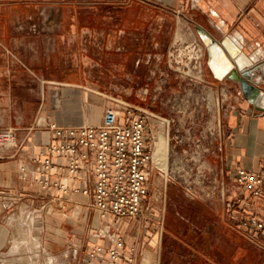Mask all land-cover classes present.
<instances>
[{"label": "crops", "instance_id": "crops-1", "mask_svg": "<svg viewBox=\"0 0 264 264\" xmlns=\"http://www.w3.org/2000/svg\"><path fill=\"white\" fill-rule=\"evenodd\" d=\"M198 24L217 38L229 35L251 59L261 63L256 83L264 90V0H0V130L15 128L17 136V145L0 144L1 233L16 225L13 218L41 217L58 208L75 213L85 227L91 226L87 217L93 210L94 217H99V231L105 228L126 236L135 229L132 217H100L91 195L41 189L37 171L46 144L54 138L47 124L98 125L108 107H122V101L97 86L104 81L97 69L99 56L105 61L99 65L108 68L106 77L127 80L136 75L143 87L162 89L156 80L167 79L170 73L158 69L159 64L171 43L180 39L202 43L205 86L222 102L227 130L222 153L213 157L209 167L241 193L233 179L236 169L256 170L264 165V112L249 103L236 81L214 77ZM154 144L149 192L153 172L161 169L156 160L164 154L166 138L157 136ZM201 201L212 210L220 232L227 231L235 241H248L252 247L256 243L264 254V233L253 237L239 224L247 213L264 217L261 200L249 210L231 209L218 196ZM71 224L73 228L76 223ZM58 231L64 240L63 227ZM206 234L204 230L198 239L209 238ZM77 241L80 239L75 237ZM151 241L158 246V233ZM83 242L92 244L89 252L105 238L102 235L96 243L85 238ZM190 243L194 247L195 242ZM134 246L137 258L140 247ZM195 246L197 250L189 252L184 264H227L212 260L208 250ZM202 254L206 259L200 261L197 258Z\"/></svg>", "mask_w": 264, "mask_h": 264}, {"label": "rangeland", "instance_id": "rangeland-1", "mask_svg": "<svg viewBox=\"0 0 264 264\" xmlns=\"http://www.w3.org/2000/svg\"><path fill=\"white\" fill-rule=\"evenodd\" d=\"M168 49L158 69L168 71L170 76L156 80L162 87L158 90H153V85L143 87L136 75L127 80L108 78L105 75L108 68L99 65L105 61L101 56L96 60L97 69L104 76V81L97 86L103 87L107 94H113L112 99L142 105L170 120L169 125L154 128L158 131V139L166 138L167 147L156 160L161 169L153 172L145 208L139 217L134 218L136 227L124 236L128 251L136 244L140 247L137 264H184L189 252L197 250V245L208 250L212 260L222 259L227 264L237 261L238 264H263L264 254L257 244L252 247L245 240L236 239V242L227 231L220 232L212 210L201 201L207 198L199 189L210 190L214 178L228 183L209 167L213 157L222 153V141L227 130L222 102L216 92L205 86V60L202 77L191 80L170 66ZM187 183L197 189L195 196L185 189ZM74 215L66 208H58L44 212L41 217L13 218L16 225L9 231L4 229L0 232V247L4 245L0 250V264H88L84 259L88 258L86 255L92 244L86 245L83 241L86 238L96 243L102 237L100 221L97 223L99 217H94L91 210L87 217L91 226L85 227L81 223L84 220ZM74 221L75 229L71 224ZM59 226L67 233L64 240L58 236ZM204 230L209 238L198 239ZM157 233L158 246L151 241ZM75 237L80 242H74ZM133 239L136 240L132 242ZM191 240L195 242L194 247L189 244ZM200 257L197 258L200 261L206 259L203 254Z\"/></svg>", "mask_w": 264, "mask_h": 264}, {"label": "built area", "instance_id": "built-area-1", "mask_svg": "<svg viewBox=\"0 0 264 264\" xmlns=\"http://www.w3.org/2000/svg\"><path fill=\"white\" fill-rule=\"evenodd\" d=\"M171 44L170 66L191 80L200 79L205 60L202 43L180 39ZM121 103L122 107H108L98 125L47 124L54 138L46 144L37 171L41 189L91 195L92 206L103 219L139 217L149 193L148 169L155 161L157 129L170 120L142 105ZM0 144L17 145L15 128L0 130ZM233 179L243 195L216 178L210 190L199 189L201 195L218 196L234 210H249L257 200L264 203V165L256 170L238 167ZM184 186L191 195L198 192L188 183ZM239 224L253 237L264 233V217L259 214L247 213ZM101 235L105 242L88 252V264H137L135 246L128 251L122 234L102 228Z\"/></svg>", "mask_w": 264, "mask_h": 264}, {"label": "water", "instance_id": "water-1", "mask_svg": "<svg viewBox=\"0 0 264 264\" xmlns=\"http://www.w3.org/2000/svg\"><path fill=\"white\" fill-rule=\"evenodd\" d=\"M207 49V65L215 78H228L240 84L242 94L257 110L264 112V90L256 83L261 63L255 62L229 35L217 38L200 24L196 25Z\"/></svg>", "mask_w": 264, "mask_h": 264}, {"label": "bare ground", "instance_id": "bare-ground-1", "mask_svg": "<svg viewBox=\"0 0 264 264\" xmlns=\"http://www.w3.org/2000/svg\"><path fill=\"white\" fill-rule=\"evenodd\" d=\"M31 214H32V213H31ZM6 217H7V216H6ZM19 218H20V217H19ZM31 218H32V217H31ZM20 219H21V218H20ZM20 219H19V221L21 222ZM12 220H13V219H12ZM27 221H28V220H27ZM27 221H26V222H27ZM22 223H23V221H22ZM22 223H21V224H22ZM27 223H29V222H27ZM27 223H26V224H27ZM10 224H11V222H10ZM32 226H33V225H32ZM26 227H27V226H26ZM30 227H31V226H30ZM14 229H16V228H14ZM17 229H18V228H17ZM17 229H16V230H17ZM32 229H34V228H32ZM32 229H31V230H32ZM29 231H30V230H28L27 233H30ZM25 235H26V234H25ZM24 237H25V236H24ZM35 237H36V236H35ZM12 240H13V239H12ZM19 240H20V239H19ZM16 241H18V240H16ZM14 243H15V242H14ZM17 243H18V242H17ZM18 244H19V243H18ZM18 244H15V245H18ZM28 244H29V243H28ZM19 245H20V244H19ZM20 246H21V245H20ZM15 248H16V247H15ZM20 248H21V247H20ZM21 249H22V248H21ZM24 250H25V249H24ZM12 252H13V251H12ZM16 252H17V251H16ZM13 258H14V257H13ZM22 258H23V257H22ZM4 259H5V258H4ZM21 260H22V259H21ZM43 260H44V259H43ZM49 260H50V257H49ZM0 261H1V260H0ZM14 261H15V260H14ZM29 261H30V260H29ZM5 262H6V260H5ZM6 264H7V263H6ZM51 264H52V263H51Z\"/></svg>", "mask_w": 264, "mask_h": 264}]
</instances>
